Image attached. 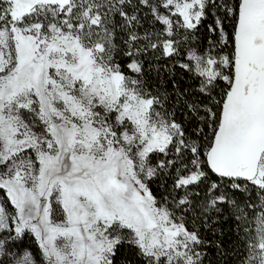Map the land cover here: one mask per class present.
Segmentation results:
<instances>
[{"label": "snow or ice", "instance_id": "obj_1", "mask_svg": "<svg viewBox=\"0 0 264 264\" xmlns=\"http://www.w3.org/2000/svg\"><path fill=\"white\" fill-rule=\"evenodd\" d=\"M0 264H264V0H0Z\"/></svg>", "mask_w": 264, "mask_h": 264}]
</instances>
